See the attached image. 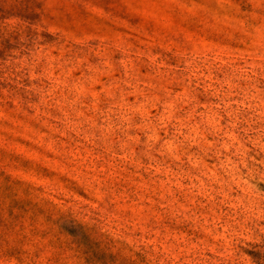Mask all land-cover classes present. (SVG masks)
I'll return each mask as SVG.
<instances>
[{
	"label": "rangeland",
	"instance_id": "1",
	"mask_svg": "<svg viewBox=\"0 0 264 264\" xmlns=\"http://www.w3.org/2000/svg\"><path fill=\"white\" fill-rule=\"evenodd\" d=\"M0 264H264V0H0Z\"/></svg>",
	"mask_w": 264,
	"mask_h": 264
}]
</instances>
